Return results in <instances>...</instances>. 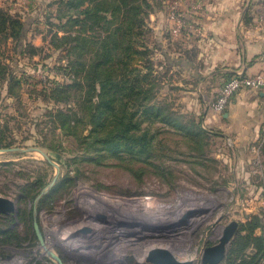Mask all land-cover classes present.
<instances>
[{"label":"rangeland","instance_id":"1","mask_svg":"<svg viewBox=\"0 0 264 264\" xmlns=\"http://www.w3.org/2000/svg\"><path fill=\"white\" fill-rule=\"evenodd\" d=\"M50 1H45L38 17L37 12L30 13L23 34V54L15 51V41L0 34V149L39 148L59 166V183L41 198L37 215L44 243L63 264H143L153 248L167 249L180 260L193 259L199 264L202 249L218 242L227 223L235 220L239 224L246 215L264 210L260 193L264 170L260 173L262 170L248 165L245 173L237 172L228 149L232 144L229 136H221L217 127L203 123L197 102L181 100L180 92L169 89L163 69L155 73L161 78L153 92L150 64H159L160 59L149 31V15L160 8L161 0H146L149 6L143 4L139 12L142 34L135 36L136 29L131 30L132 51L144 54L127 52V71H138L128 73L127 78L139 73L137 85L144 90L139 101L169 105L173 118L186 128L179 131L161 122L160 117L153 120L149 114L136 112L134 94L122 88L105 109L107 130L114 131L108 116L115 107L129 114L135 112L129 126L149 130L153 144L145 149L122 144L118 152L108 151L97 162L99 155H94L89 144H77L71 130H81L82 134L91 130L89 117L83 118L91 109H83L79 102L90 93L97 103L99 85L89 93L84 84L71 86L90 77L85 71L92 67L93 50L96 52L102 39H107V28H100L106 27L100 21L96 30L83 36L71 32L70 24L61 19L65 9L58 12L48 7ZM110 18L108 15L107 20ZM118 24L115 20L114 26ZM65 32L79 39L77 48L75 43L62 45ZM54 35L61 39L55 40ZM69 48L74 51L68 52ZM118 56L124 55L120 52ZM75 60L78 65L70 66ZM80 62L85 66L78 74ZM115 66L118 71L122 69L120 64ZM108 71L106 65L101 77ZM119 77L123 87L124 76ZM56 85L61 88L53 89ZM59 113L79 120H65ZM253 144L262 145L264 168V124ZM160 169L165 178L157 173ZM55 172L37 152H0V196L13 200L16 206L13 213L0 214V264H55L39 249L29 215L37 181L48 184ZM230 245L231 241L227 250ZM223 262L219 264H228Z\"/></svg>","mask_w":264,"mask_h":264},{"label":"crops","instance_id":"2","mask_svg":"<svg viewBox=\"0 0 264 264\" xmlns=\"http://www.w3.org/2000/svg\"><path fill=\"white\" fill-rule=\"evenodd\" d=\"M45 1L0 0V10L30 19L31 12L39 16ZM173 1L161 0L160 8L149 15L160 59L154 73L163 69L169 89L180 92L181 100L197 102L203 123L217 127L221 136H229L235 169L242 173L252 159L250 147L262 132L264 92L238 93L219 115L205 108L202 101L214 96L231 74L253 75L264 69V24L258 26L255 20L260 0H180L178 8L185 25L176 38L169 33L167 17ZM254 234L264 242L263 226ZM258 264H264V253Z\"/></svg>","mask_w":264,"mask_h":264},{"label":"trees","instance_id":"3","mask_svg":"<svg viewBox=\"0 0 264 264\" xmlns=\"http://www.w3.org/2000/svg\"><path fill=\"white\" fill-rule=\"evenodd\" d=\"M143 4L146 7L149 6L146 0H51L47 3L48 7L53 6L58 12H62L65 9L61 19H64L62 21H65V24H70L69 28H71V32L75 31L78 35L81 34V36H83V34L86 32L93 31L94 29L96 30L95 25H98L97 22L100 21H103L106 27H99L104 29L107 28L106 37L108 40L102 39L100 42L101 44L95 48L96 52L93 50L92 67L91 69L85 71L86 76L87 74H90V77L85 78V83L82 81H77L71 86L76 88V86H83L82 84H84L88 88L87 92L89 93L90 90L94 88V86L99 85L100 93L98 95L99 99L97 100V103H95L93 96L90 93L87 98H84V102H79L83 109H91L90 115H85L83 117H89L90 123L92 124L91 130H89L87 134H82L81 130H71L72 135H74L78 140L77 144H89L88 148L96 153L94 155H99L97 162H99L101 158L108 154V151L118 152L122 148V144H132L134 146L139 145L143 149L147 148L149 144L150 147L151 144H153L154 136L149 130L141 131L139 126L135 127L133 124V127L129 126L134 114H136L135 112L129 114L124 110H120L115 107V110L112 112V114L108 116V118L112 119L114 122V131L107 130V127L104 123L106 119V116H104L105 109L108 107L111 100H113L112 97L116 91H119L122 88L127 91V94H134V100H137V102H135L136 112L140 111L141 114H149L153 120L160 117L161 122L174 126L179 131H182L186 128L181 123L177 122L175 118H173V112L169 110V105H165V103H154L155 101L153 102L152 99L151 103L146 102L142 104V102L139 101V95L144 91L143 88H138L137 85L139 81L137 76H139V73H135L133 78H127L128 73L133 71L138 72L135 70V68H130V70L127 71L126 62L124 61L130 60V56L127 52L144 54L138 50L132 51V46H130L131 30L133 28L136 29V32H134L135 36H139L143 32V30H139L140 26L143 24V20L139 16V12L142 10ZM108 15L111 17L110 20H107ZM27 17L28 16L21 14L11 15L7 11L0 10V34L4 33L3 36H7V38L10 37L13 41H15V51L19 54H23V34L26 23L29 20ZM47 20H50L49 15ZM115 20L119 21V24L116 26H114ZM9 28L10 32H8ZM72 28L76 30H72ZM75 37L76 36L73 35L71 36V33L65 32L61 36L62 45H71L72 43H75L74 48H77L79 45V39ZM53 38L55 40L61 39L57 35H54ZM72 51H74L73 48H69L68 52ZM120 52L123 53L124 56H118V53ZM95 56L96 58H94ZM77 63L78 62L75 60L70 66H74V64L78 65ZM116 64H120L122 69L118 71V67L115 66ZM106 65L109 69L108 74L107 76L101 77V71H104ZM84 66L85 65L80 62L78 68H76V73H81L84 70ZM155 71V63H151L150 74L152 89L155 85L160 83L161 78L160 76H155ZM121 74L124 76V80H121L123 82V87L119 86L118 79H120V77L117 78ZM144 78L145 76H143L142 80H144ZM56 88L59 89L61 86L56 85L53 89ZM153 92H155L154 89ZM142 100L143 98L141 101ZM58 115L65 120H70V118H73L76 121L79 120L76 117H70L68 114L59 113ZM120 124L123 125V127L119 128ZM132 129H135V133H131ZM196 129L202 134L203 131L199 125H197ZM156 169H159L158 166H156ZM162 171L163 170L160 169V171L157 173L161 174L160 176H162V178H165ZM58 183L59 181H56L52 188L56 187ZM46 184L47 182L37 181L35 186L36 189L30 197L31 202L39 193V191L46 186ZM40 202L38 205V210ZM263 211L261 210L260 214L249 215L245 222L239 223L238 230L231 239L230 248L228 250L226 248L223 259L224 262L228 261V264L259 263L264 253V242L261 237L256 236L254 232L263 224ZM29 215L33 223L32 208L29 212ZM35 237L37 239L36 234ZM232 245H234V248L231 250Z\"/></svg>","mask_w":264,"mask_h":264},{"label":"water","instance_id":"4","mask_svg":"<svg viewBox=\"0 0 264 264\" xmlns=\"http://www.w3.org/2000/svg\"><path fill=\"white\" fill-rule=\"evenodd\" d=\"M0 152H15V153H25V152H37L41 154L44 160L50 165L54 166L56 172L52 177L51 181L42 188L39 193L35 196L32 203V216H33V228L37 236L39 245L43 247L45 245L42 233L37 223L38 215V205L41 198L53 187L57 180V175L59 173V166L41 149L39 148H4L0 149ZM16 210L15 202L9 198L0 196V214L8 215L13 213ZM190 212L186 213V216ZM239 224L237 221L233 220L227 223L223 229L222 234L218 239V242L212 246H208L202 249L199 264H219L224 256L226 251V246L230 243L233 236L238 230ZM46 256L54 261L55 264H63L59 256L48 250ZM143 264H195L193 259L189 260H180L175 257V255L167 249L164 248H153L150 249L146 256L145 262Z\"/></svg>","mask_w":264,"mask_h":264},{"label":"built area","instance_id":"5","mask_svg":"<svg viewBox=\"0 0 264 264\" xmlns=\"http://www.w3.org/2000/svg\"><path fill=\"white\" fill-rule=\"evenodd\" d=\"M179 1L180 0H174L169 5L167 14L170 23L169 33L173 38H176L179 35L185 25L183 16L180 14L178 8ZM255 20L258 26L264 24V0H260ZM262 61L264 63V51L262 53ZM240 92H264V69L253 75H245L242 72L233 73L230 77L223 81L214 96L204 98V106L215 114H221L226 110L234 96ZM261 148V144H253L250 147L253 154L250 165L258 170H262L260 173L264 170L261 160ZM260 193L264 196V187H261Z\"/></svg>","mask_w":264,"mask_h":264},{"label":"bare ground","instance_id":"6","mask_svg":"<svg viewBox=\"0 0 264 264\" xmlns=\"http://www.w3.org/2000/svg\"><path fill=\"white\" fill-rule=\"evenodd\" d=\"M82 227V226H81ZM85 227V226H84ZM88 228H86L85 230H87ZM88 231H90V230H88ZM65 234V233H64ZM68 236V235H67ZM65 238V237H64ZM67 238V237H66ZM65 238V239H66ZM68 240V239H67ZM85 241V240H84ZM76 247H78V246H76ZM39 249L41 250V252H42V254H44V255H46V252L49 250V248H47V246H46V244L43 246V247H41V246H39Z\"/></svg>","mask_w":264,"mask_h":264}]
</instances>
